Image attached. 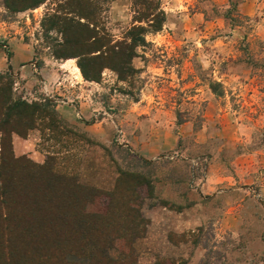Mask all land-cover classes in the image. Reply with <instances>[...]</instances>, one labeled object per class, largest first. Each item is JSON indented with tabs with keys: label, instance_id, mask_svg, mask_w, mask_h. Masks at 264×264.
<instances>
[{
	"label": "rangeland",
	"instance_id": "rangeland-1",
	"mask_svg": "<svg viewBox=\"0 0 264 264\" xmlns=\"http://www.w3.org/2000/svg\"><path fill=\"white\" fill-rule=\"evenodd\" d=\"M3 1L6 195L24 206L33 188L38 196L104 213L119 193L111 207L122 211L108 225L111 237L99 234V221H75L77 230H99L91 236L96 245L109 237L93 264H264V0H160L162 29L144 33L132 70L104 69L92 81L81 75L77 58L55 56L70 51L57 47L58 26L46 24L62 2L11 12ZM101 5L99 28L113 41L134 25L146 27L133 24L131 0ZM7 99L49 101L56 115L32 108L35 116H28L15 107L7 118L1 110ZM47 160L54 173H43L51 182L42 189L26 178L25 166ZM126 204L136 217L124 226ZM24 208L44 226L45 212ZM66 227L55 221L54 228ZM82 254L73 261L87 264Z\"/></svg>",
	"mask_w": 264,
	"mask_h": 264
},
{
	"label": "trees",
	"instance_id": "trees-1",
	"mask_svg": "<svg viewBox=\"0 0 264 264\" xmlns=\"http://www.w3.org/2000/svg\"><path fill=\"white\" fill-rule=\"evenodd\" d=\"M46 0H10L3 1V5L11 12H21L29 9H35L43 4ZM111 0H59V9L55 12L58 14L47 15L46 24L49 27L58 26L63 40L57 47L66 48L70 50L67 54H58L55 56L59 59H72L77 58V65L81 75L85 80H98L104 69H111L119 75L124 72L132 70L131 61L134 57L135 48L145 44L144 33L147 30L151 32H159L165 20V14L160 9V0H131L133 9V24L129 32L121 38V40L113 41V39L99 28L101 20L102 8L101 2L108 3ZM113 1V0H112ZM76 19L77 21L75 22ZM73 28V31H71ZM8 55V54H7ZM11 100V99H10ZM9 99L3 102L5 105L1 110H5L6 116L11 113L15 107H19L24 111L25 115L35 116L32 108L37 109L39 115L55 116L53 108L49 101L42 105L27 104L26 102L11 103ZM10 116H7L9 118ZM22 160H19L20 162ZM29 165V166H28ZM52 160H47L42 166H35L28 164L29 177L36 179L35 182L39 183L40 188H44L41 184L45 183L50 185L51 178L45 180L43 173L46 172L51 175L53 172ZM3 168L0 169V264H77L73 261L77 253L88 255L89 262L93 264V256L99 254L103 246L109 240V237L115 232L114 228L112 234H109L108 225L114 224L112 216L117 217L122 211V207H112L115 212L112 213L111 204L116 199L122 198L118 193L113 195L112 201L104 213L99 211L93 212L85 210L84 208L75 206L74 200H71L70 206L63 202V198L57 201L54 198H48L47 194L37 195L36 189L31 188V191L26 195L30 196L22 198L24 206L17 203L14 194L9 191V196L6 195L7 187L3 180ZM38 180V181H37ZM30 186V185H28ZM27 188L24 187L23 189ZM75 189V188H74ZM11 194V197H10ZM12 198V200H11ZM122 200V199H121ZM36 201V202H34ZM123 201V200H122ZM74 202V203H73ZM89 204V203H88ZM125 204V203H124ZM92 204H89V207ZM119 205H123L120 202ZM127 205V204H126ZM125 205V206H126ZM37 208L40 213L45 212L46 219H44V226L42 220L38 216L36 219L31 218L28 214L29 209L24 207ZM21 207V209H20ZM25 209L23 213V209ZM67 209V210H66ZM124 218L126 222L119 220L124 226L133 222L136 217V208L130 206L126 207ZM65 210V211H63ZM125 210V209H123ZM62 219L67 227L63 230L54 228L55 221ZM87 219H92L104 225L102 232L99 234L107 235L97 245L92 241V232L97 233L96 227H89V230H77L74 225L76 220L86 223ZM35 222V223H34ZM22 223V224H21ZM26 225H25V224ZM31 224V225H30ZM50 224V226H49ZM93 223H90L91 225ZM118 224V222H117ZM24 225V226H23ZM33 226H37L36 230ZM101 226V225H100ZM99 227V226H98ZM42 230L43 232H38ZM85 231V232H82ZM78 237V239H77ZM93 242V244H92ZM102 248V249H100ZM100 249V250H99ZM82 254V255H83ZM93 257V258H92ZM102 259V258H100Z\"/></svg>",
	"mask_w": 264,
	"mask_h": 264
},
{
	"label": "crops",
	"instance_id": "crops-1",
	"mask_svg": "<svg viewBox=\"0 0 264 264\" xmlns=\"http://www.w3.org/2000/svg\"><path fill=\"white\" fill-rule=\"evenodd\" d=\"M77 75L80 77L79 74H77ZM77 83H79V82L77 81ZM17 148H21V143H20V141L15 142V150H16ZM19 150H20V149H19Z\"/></svg>",
	"mask_w": 264,
	"mask_h": 264
},
{
	"label": "bare ground",
	"instance_id": "bare-ground-1",
	"mask_svg": "<svg viewBox=\"0 0 264 264\" xmlns=\"http://www.w3.org/2000/svg\"><path fill=\"white\" fill-rule=\"evenodd\" d=\"M75 70L78 72V74H79V70L75 67ZM80 75V74H79Z\"/></svg>",
	"mask_w": 264,
	"mask_h": 264
}]
</instances>
